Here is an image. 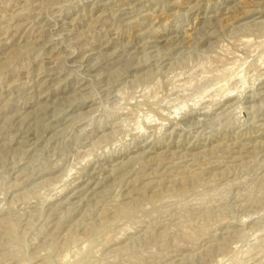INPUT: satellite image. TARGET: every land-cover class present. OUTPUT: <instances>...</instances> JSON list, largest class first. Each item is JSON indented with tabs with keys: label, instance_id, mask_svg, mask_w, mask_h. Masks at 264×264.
<instances>
[{
	"label": "rangeland",
	"instance_id": "rangeland-1",
	"mask_svg": "<svg viewBox=\"0 0 264 264\" xmlns=\"http://www.w3.org/2000/svg\"><path fill=\"white\" fill-rule=\"evenodd\" d=\"M0 264H264V0H0Z\"/></svg>",
	"mask_w": 264,
	"mask_h": 264
}]
</instances>
